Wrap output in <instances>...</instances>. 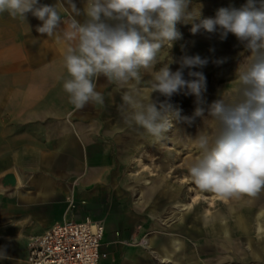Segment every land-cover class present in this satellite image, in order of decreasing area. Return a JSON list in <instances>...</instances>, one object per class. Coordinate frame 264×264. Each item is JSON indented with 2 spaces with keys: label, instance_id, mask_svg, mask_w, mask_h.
<instances>
[{
  "label": "crops",
  "instance_id": "0c3cea01",
  "mask_svg": "<svg viewBox=\"0 0 264 264\" xmlns=\"http://www.w3.org/2000/svg\"><path fill=\"white\" fill-rule=\"evenodd\" d=\"M40 3L57 7L62 29L83 16L72 10L69 0ZM74 3L82 10L86 0ZM41 23L31 13L26 21L0 13V250L7 257L0 259V264H27L32 238L41 236L54 223L84 215L105 221L102 252L107 254L115 241L134 236L140 243L128 249L125 264H136L138 256L144 257L140 264H151L146 248L154 244L153 232L135 225L127 229L123 212L108 209L104 196L109 190L108 179L114 174V155L119 157L120 164L115 165L119 171L124 159L122 147L128 144L122 127L98 121V107L104 102H89L79 110L69 103L62 87L68 77L64 66L67 42L57 35L37 33ZM97 80L96 91L104 96V86L98 88ZM231 94L226 92L225 96ZM7 174L14 177L13 184L4 182ZM152 188L139 193L146 192L148 198ZM161 188L178 208V189L169 185ZM216 195L210 196L211 202ZM255 204L262 210L255 213L260 238L255 243L247 240V254L264 263V223L260 222L264 199ZM181 207L164 220L174 223L175 232L163 237L152 252L158 264H202L205 248L201 243L189 244L183 236V232L187 236L192 233L196 224L192 220L190 228L185 226L192 215L188 212L190 204ZM221 216H209L206 210L194 219L201 220L205 232L226 235L227 224ZM242 222L240 216L235 217L238 230L243 228ZM215 248L218 250V245Z\"/></svg>",
  "mask_w": 264,
  "mask_h": 264
},
{
  "label": "clouds",
  "instance_id": "9594fccd",
  "mask_svg": "<svg viewBox=\"0 0 264 264\" xmlns=\"http://www.w3.org/2000/svg\"><path fill=\"white\" fill-rule=\"evenodd\" d=\"M69 2L84 20L73 19L63 29L57 7L40 0H0V13L25 21L31 13L42 22L37 33L57 35L67 42L64 66L68 77L62 87L77 110L89 102L103 103L95 83L100 76L121 87L139 82L141 69L151 68L162 48L181 38L177 23L199 15L189 11L193 0H86L82 10L74 0ZM201 30L220 41L232 34L250 53L233 80L235 99H226L223 90L216 100L206 102V76L200 69L209 60L197 54L183 55L154 71L147 96L126 93L123 100L133 110L131 121L156 141L165 139L176 124L191 126L197 117H210L215 125L211 133L201 130L194 139L190 136L201 150L188 168L191 180L201 191L225 200L254 196L264 188V0H246L239 8L220 7L214 18L201 19L190 29L192 34ZM171 63L179 65L175 71ZM184 90L196 98L191 116L182 115V109L170 103L174 94ZM154 92L165 99H152ZM5 258L0 250V259Z\"/></svg>",
  "mask_w": 264,
  "mask_h": 264
},
{
  "label": "rangeland",
  "instance_id": "374dc122",
  "mask_svg": "<svg viewBox=\"0 0 264 264\" xmlns=\"http://www.w3.org/2000/svg\"><path fill=\"white\" fill-rule=\"evenodd\" d=\"M245 3L246 0H193L189 11H198L199 15L190 21L177 23L176 27L181 33V38L173 41L171 47L165 45L151 68L141 69L139 82L133 80L121 87L109 82L103 76L97 80L98 88L104 86V104L98 107V121L112 123L114 126L120 125L122 136L128 142L122 147L124 159L121 161L119 171L115 169L116 163L120 164L119 157L117 154L114 155L117 159L113 160L114 174L108 179L109 190L105 192L104 196L108 209L123 212L127 229L135 225L144 227L147 233L153 232L154 244L152 247L146 248L151 264H158V260L152 253L156 251L157 243L163 237H167L169 233L175 232L174 223L164 222V220L175 214L178 208H182V204H190L188 212L192 213L185 226L190 228L192 220L196 224L188 236L185 235L184 230L181 231L189 244L195 246L201 243L205 248L202 264H264L247 254V240L255 243L260 238V234L256 231L255 213L262 210H259L255 201L264 199V188L254 196L244 195L241 199L225 200L215 193L201 191L190 178L188 168L201 155V150L193 143V139L198 131L211 133L214 130L215 125L211 118L205 117L202 120L197 117L191 126L186 123L176 124L175 128L166 134L165 139L156 141L142 127L131 121L133 110L123 100L126 93L147 96L154 71L163 67L164 64H169L170 61L179 60L183 55L197 54L209 60L207 66L200 69L206 76L207 91L203 94L206 102L210 104L216 100L218 93L223 90L224 95L226 92L232 93L225 96L226 99H235L234 90L237 85L233 80L238 67L240 66L243 70L246 57L250 53L244 50L232 34H229L226 40L220 41L218 36L209 37L203 30L192 34L190 29L193 23H199L201 19L214 18L220 7L239 8ZM77 20L83 22L84 16L77 17ZM242 52L243 56L240 55ZM218 59H222L224 62L217 65L214 61ZM169 66L175 71L179 65L171 63ZM185 78H188L187 70ZM186 91L174 94L170 103L182 109V115L191 116L196 108V98L194 95L185 94ZM151 97L159 101L165 99L156 92L152 93ZM190 136L193 139H190ZM162 185L164 188L169 185L178 189L177 204L180 205L178 208L173 207L175 204L170 203L163 195ZM149 186L153 187L151 192L149 191L151 195H147L149 197L145 198L146 192L140 194L139 190L145 191ZM195 194H197L196 197ZM211 195H216L214 202L209 199ZM192 197H195V200ZM206 210L209 216L216 213L222 215V220L227 224L228 233L226 235H211L202 229L204 225L201 224L200 219H194L196 214L203 216ZM237 216H240L243 221L241 230H238L234 224ZM86 217L102 224L105 231L104 220H97L90 215H84L77 220ZM263 220L264 217L260 222L264 223ZM136 243H140V239H136L134 236L115 241L114 249L107 251L103 264H125L128 249ZM217 245L218 250L215 248ZM142 261H144V257L138 256L135 263L140 264Z\"/></svg>",
  "mask_w": 264,
  "mask_h": 264
},
{
  "label": "built area",
  "instance_id": "2783aa9c",
  "mask_svg": "<svg viewBox=\"0 0 264 264\" xmlns=\"http://www.w3.org/2000/svg\"><path fill=\"white\" fill-rule=\"evenodd\" d=\"M102 224L86 217L51 225L28 244L27 264H99L106 257Z\"/></svg>",
  "mask_w": 264,
  "mask_h": 264
},
{
  "label": "water",
  "instance_id": "95a60500",
  "mask_svg": "<svg viewBox=\"0 0 264 264\" xmlns=\"http://www.w3.org/2000/svg\"><path fill=\"white\" fill-rule=\"evenodd\" d=\"M4 182L6 184H13L14 183V177L11 175V174H7L5 177H4Z\"/></svg>",
  "mask_w": 264,
  "mask_h": 264
}]
</instances>
